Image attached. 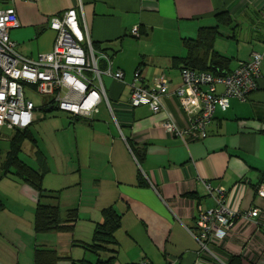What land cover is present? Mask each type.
Listing matches in <instances>:
<instances>
[{"label":"crops","instance_id":"crops-1","mask_svg":"<svg viewBox=\"0 0 264 264\" xmlns=\"http://www.w3.org/2000/svg\"><path fill=\"white\" fill-rule=\"evenodd\" d=\"M9 7L19 20L9 36L20 54L36 59L49 52L56 36L49 18L74 8L97 49L124 76L103 77L113 115L104 104L91 119L67 113L51 145L41 149L34 134V141L22 142L19 158L42 170V187L57 195L41 202L57 203L62 214L76 211L71 231L34 230L38 192L13 167L4 173L15 129L0 126V264H33L36 247L55 249L64 258L60 264H71L70 259L94 264L113 254L109 264H264V233L249 226L238 224L219 244L207 243L206 248L192 234L197 233L199 211L215 206L206 183L226 189L230 208L256 206L264 212V198L256 193L264 183V0H0V9ZM133 26H138L139 37L130 34ZM214 26L211 49L201 48L198 56L204 62L212 52L224 56L227 67L217 72L227 73L252 52L261 53L257 87L246 100L230 98L228 108L217 107L205 138L184 142L165 132L162 122L169 115L179 127L189 124L174 94L188 55L184 41L195 39L200 28ZM136 69L144 85L159 74L169 81L156 114L146 105L129 104ZM108 114L113 125L98 118ZM25 141L32 145L35 166L21 157ZM106 207L120 216L117 245L109 247L116 252L96 254L83 245L91 241Z\"/></svg>","mask_w":264,"mask_h":264},{"label":"built area","instance_id":"built-area-1","mask_svg":"<svg viewBox=\"0 0 264 264\" xmlns=\"http://www.w3.org/2000/svg\"><path fill=\"white\" fill-rule=\"evenodd\" d=\"M18 26L13 7L0 9V126L25 128L32 123L35 107L26 97L27 87L42 96V110L57 108L74 117L91 119L104 104L113 115L103 77L122 80L123 71L113 70L111 58L94 47L84 19H79L74 8L49 18L48 26L56 36L51 50L36 59L16 51V42L10 38L9 30ZM130 34L139 37L138 26H133ZM99 60L104 62L103 67ZM261 61L262 54L254 51L248 61L239 62L236 68L221 74L182 66L181 84L174 94L189 116V124L179 127L168 115L162 122L165 132L184 142L205 138L206 126L217 107L228 108L230 98L244 101L257 87ZM141 80V72L136 69L129 83V104L146 105L156 114L162 109V98L168 94L169 81L164 74L155 76L150 85H144ZM218 86L222 87L221 91ZM205 186L215 206L200 210L195 219L197 233L192 234L201 246L219 244L238 224L251 227L255 233H264V212L258 207L246 211L230 208L224 187L214 188L209 183ZM256 193L264 198V183L257 186ZM244 253H248L246 246ZM213 256L215 261H222L216 254Z\"/></svg>","mask_w":264,"mask_h":264},{"label":"trees","instance_id":"trees-1","mask_svg":"<svg viewBox=\"0 0 264 264\" xmlns=\"http://www.w3.org/2000/svg\"><path fill=\"white\" fill-rule=\"evenodd\" d=\"M221 15L229 21L225 12ZM216 32L217 26L200 28L195 39L184 41V44L188 49V55L185 58L183 66L194 69L198 68V70H207L214 74H221L220 72H217V70L227 67V59L224 56L212 52L209 62H204L201 57L198 56V52L201 48L208 51L211 49ZM93 45L97 48L96 44L93 43ZM14 129L15 132L10 140V146L2 165L4 173L9 172L10 167H13L14 174L38 192V202L34 215V230L36 232L71 231L76 221V211L71 209L67 210L65 214H62L57 203H42L41 199L47 195H51L54 198H57V195L48 194L51 192L42 187V170L32 168L19 158L22 142L25 139L32 141L35 140L31 129L29 126ZM102 216V221L97 223L94 228L91 241L85 243L83 246L90 252L96 254L100 251H110L111 253H115L116 250L109 247L117 245L115 232L120 226V216L111 207L104 208L102 210ZM114 257L115 255L113 254L107 260L98 259L94 264H109ZM62 259L64 258L53 248L36 247L34 249L33 264H60ZM70 262L71 264H91L84 259L77 261L70 259ZM229 264H232L231 261H229Z\"/></svg>","mask_w":264,"mask_h":264},{"label":"rangeland","instance_id":"rangeland-1","mask_svg":"<svg viewBox=\"0 0 264 264\" xmlns=\"http://www.w3.org/2000/svg\"><path fill=\"white\" fill-rule=\"evenodd\" d=\"M26 97L29 98L33 104L35 109L33 110V122L29 125L30 129L32 130L33 134L37 138L38 146L42 149L44 145H51L54 141L53 136L55 132H61V128L65 125L67 122V113L64 111H61L57 108L52 109L51 111H43L42 106V96L33 89L26 88ZM103 116H99V120L102 119L107 123H110L113 125V122L111 117L108 115H105V117L101 118ZM96 122H100V121ZM32 145L30 142L25 141L23 150L21 152V157L26 160L31 165L35 166L34 157L31 152ZM71 194V193H69ZM67 196L68 193H66ZM43 201V199L41 200ZM41 234V235H40ZM38 233L37 235V241L40 243L42 242V233Z\"/></svg>","mask_w":264,"mask_h":264},{"label":"water","instance_id":"water-1","mask_svg":"<svg viewBox=\"0 0 264 264\" xmlns=\"http://www.w3.org/2000/svg\"><path fill=\"white\" fill-rule=\"evenodd\" d=\"M48 109H51V108H48Z\"/></svg>","mask_w":264,"mask_h":264}]
</instances>
